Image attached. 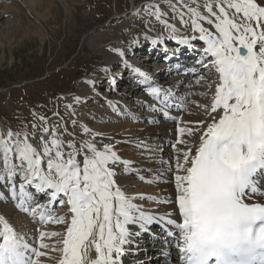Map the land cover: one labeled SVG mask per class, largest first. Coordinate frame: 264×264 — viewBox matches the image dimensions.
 Here are the masks:
<instances>
[{
	"label": "snow or ice",
	"instance_id": "snow-or-ice-1",
	"mask_svg": "<svg viewBox=\"0 0 264 264\" xmlns=\"http://www.w3.org/2000/svg\"><path fill=\"white\" fill-rule=\"evenodd\" d=\"M180 3L184 5L186 0ZM169 6L180 23L190 22L191 32L198 36L180 35L165 21V29L170 30L167 39L188 46L192 41L203 42L202 55L210 58L221 82L210 105L216 116L194 157L189 161V153H184V162L191 165L184 169L186 174L175 176V202L182 223L168 219L167 224H175L179 230L184 241L179 253L186 264H248L253 253H264V202H245L249 195L245 190L256 193V177L258 173L264 176V4L261 0H204L205 15L199 0H187L188 19L176 5ZM154 15L157 21L162 19L158 9ZM202 22L214 25L215 32ZM160 43L151 40L152 45ZM119 55L124 69L141 78V86L151 84L149 75L131 65L123 52ZM200 63L209 67L208 60ZM109 88H118L115 76ZM160 91L149 88L152 95ZM185 131L177 128L179 134ZM82 132L90 138L78 144L66 128L63 132L59 125L50 129L43 121L35 146L27 132L0 134V183L20 199L22 210L40 215L41 225H66L58 264H122L126 246L134 244V237L140 234L129 226L139 225L141 231H147L148 225L164 218L146 213L116 186L114 166L129 164L113 145L104 143L101 150L96 141L99 134L86 126ZM53 205L66 207L70 222L54 215ZM0 224V264H42L39 258L46 253L39 249L50 248L42 241L61 235L42 231L39 249L30 248L2 218Z\"/></svg>",
	"mask_w": 264,
	"mask_h": 264
},
{
	"label": "rangeland",
	"instance_id": "rangeland-1",
	"mask_svg": "<svg viewBox=\"0 0 264 264\" xmlns=\"http://www.w3.org/2000/svg\"><path fill=\"white\" fill-rule=\"evenodd\" d=\"M179 1L0 0V134L8 131L27 132L30 142L35 146V137H39L43 121L47 122L50 129L59 125L60 132H63L66 128L78 144L90 138L82 132L84 126L91 133L99 134L96 138L111 134L115 128L116 133L120 130L130 131L129 135H139L152 127L157 128L158 123L151 127L150 123L144 120L145 113L138 110L139 106L142 107L141 104L135 110L126 109V112L122 108L124 103H132L134 98H140L143 93L138 89L134 91L135 94L125 91L134 84V81L128 78L130 71H127V82L123 85L119 82L124 73L123 64L120 62L119 65L118 60L113 61L110 55L113 51L123 52L130 64L136 63L139 68L142 66V69H146L145 73L150 72V67H154L156 63L146 61L144 53L149 40H145L135 51L134 45H137L146 33L154 36L153 32L159 31L165 21L172 26L176 25L175 18L172 15L169 17L167 7L171 2L181 7ZM157 9L162 14L159 21L154 15ZM99 73H107L106 77L108 74L115 76L118 88H109L112 79L105 81V76H97ZM95 76L97 78L93 83ZM205 77L209 76L206 74ZM84 80L92 82V86L88 94L81 95L77 84ZM168 81L170 79L166 82ZM191 82L193 84V81ZM200 82L194 86L195 90L200 92L201 89H206L207 94H210L213 84L204 86L203 82ZM195 95L194 97L200 98L193 102L197 106L209 101L206 95ZM147 101L151 105V100ZM69 105L72 106L71 109L67 107ZM129 112L133 115L139 114L136 122H139L141 127L133 124ZM187 113L184 114L185 117H181L184 120L182 122L193 127L194 123L189 119L193 118L194 112L193 116L188 110ZM73 122H76L78 127H74ZM33 125L36 127L33 128ZM119 126L123 128L118 129ZM145 126L151 128L145 129ZM168 126L158 128L165 129ZM192 135L196 136V133ZM61 138L66 139L63 136ZM97 147L100 148L98 142ZM130 147L131 145L122 143L123 149ZM168 148L169 146L164 144L159 153L162 156L167 155ZM128 153L126 159L134 161L133 156L137 155L136 158L145 161L143 175H152L150 157L146 159L150 154L149 150L142 155L131 148ZM78 159L82 160V157ZM126 175L129 178L127 172L124 176ZM130 178L128 184L135 180ZM138 180L137 178L135 182ZM10 207L13 208L12 205ZM64 210L60 207L56 209L59 213ZM66 219H69V215ZM64 228L57 226L51 229L61 234L54 236L49 242L50 249L53 248L51 255L55 258L59 257V243Z\"/></svg>",
	"mask_w": 264,
	"mask_h": 264
},
{
	"label": "bare ground",
	"instance_id": "bare-ground-1",
	"mask_svg": "<svg viewBox=\"0 0 264 264\" xmlns=\"http://www.w3.org/2000/svg\"><path fill=\"white\" fill-rule=\"evenodd\" d=\"M261 2L262 4H264V0H261ZM173 3L175 2H171L170 4H173ZM186 3H187V0H186ZM186 3L184 5L180 3L181 7L179 6L178 7L176 6V7L178 10L183 12L185 19H188L189 14L187 13V10H186ZM199 3L201 5L200 10L202 14L206 15L207 14L206 10L203 8L204 0H199ZM169 5L167 7V13L169 17L172 15V17L175 18L176 25H174V27L177 29L178 33L180 35H193L194 34L198 36V33L191 32L190 22L188 25H184L180 23L179 16L173 12V9ZM192 6L195 7V5H192ZM202 26L208 28L209 31L215 32L214 25H208L206 22H202ZM158 30L159 31L157 32H153L154 36L153 35L150 36L151 34L149 33L144 34L142 38L139 40V42H137V45L133 44L134 51L138 50L139 49L138 47H140L145 40L150 41L152 39H159V40H164L165 42L169 41L167 37L170 33V30L165 29L164 26H161V29H158ZM193 42L194 44H198V43L204 44L203 42L199 40L192 41V43ZM172 43L175 44V41H173ZM182 46L183 45H180L178 47L181 50H183ZM236 46H238V43ZM256 50H258V47L257 49H254V51ZM127 55L128 54H126V56ZM110 57L112 60L113 59L116 61L118 60L117 63H119V65L123 59L119 55V53L114 52V51L112 55H110ZM124 58H125V55H124ZM208 60L210 62L209 64L212 66L210 58ZM131 65H133L134 67H138L136 63L131 64ZM198 66H201V65H198ZM140 69L143 72H145L146 70V69H142V66L140 67ZM188 71L193 73L195 71H198V67L197 66L189 67ZM204 72L207 73V71L205 70L199 71L196 75V78H199L200 81L203 82L204 86L213 84V88H211L212 92L209 89L211 92L210 94H207L206 89H201L200 92H197L195 88L193 87V85H196V82L193 81V84H192V82L188 80L189 77L181 76V77H178V79H176L175 81L174 80L172 81V83L176 85L183 83L182 86L183 85L188 86L187 92L184 93V97L186 96V100L185 98H182L186 102V104L183 106V109L185 110V112L181 115L178 114V118H179L178 121L169 123V124H160L161 117L160 115L157 114L158 110L155 108L156 111H153L152 108L154 107L144 104L141 108L139 106V109H138L139 112L140 113L149 112L147 114H144L146 116L145 117L146 119L144 120H148L151 123V127L153 126L154 123H158V125H156L157 128L150 127L151 128L150 129L149 127L145 126V129L148 128L150 130L142 134H139V135H129L131 133L130 131L127 132V131H122V130L117 132L118 133L117 134L116 133L117 129L115 128L113 129L111 134L109 133L107 134V136H101V137L96 138L97 142L100 144L101 150H102V145L104 143H111L113 145L114 150L117 151L118 156L122 160L127 161L129 164V166L127 167H125L124 165L114 166L115 171H116V176L114 177L116 186L119 187L121 191L127 197L132 199L133 203L139 205L146 213L152 214L158 218L159 217L164 218L160 222H153L152 224L148 225L147 231H141L139 228V225L129 226L130 230L132 231L133 230L135 231V228H138L139 231L137 230L136 232H139L140 234L134 237L135 243H137L136 245L134 243V244L126 246L128 248V251L125 253L124 257L122 258V264H179L178 251L174 249H170L168 254L166 255L165 252L162 250V248H160L158 244L159 241L157 237H162V235L155 236L152 234L150 236L148 235V232L149 231L155 232L157 228H161L162 225L165 223L166 226H168L171 230L174 231V239H176L174 241H177V242L181 241V239L179 238V232L177 231L178 229L175 227V224L173 225L167 224L168 219L174 220L177 224L182 223V217L179 214V206H178V203L175 202L178 196V191L176 189V184H175V176L186 174L184 172V169L187 167H190L191 165H190V162L189 163L184 162V159H183L184 153L185 152L189 153V161L194 157L196 150L199 147L200 140H201V137L203 136V133L207 130L208 124L213 122L212 118L216 116V113L211 112L210 105L214 102L215 90L221 82L219 73L216 71L214 66H212V72L210 74L213 76L214 79H216L215 81L206 78L205 74H202ZM150 73L149 74L146 73V74L152 78L151 82H153L154 78H156L157 76H160L158 74H161L163 79L161 78V76L160 78L162 80L166 79L164 75L161 73V69H156L155 72L153 73L150 72ZM98 75H100L101 78H103L102 76H105L106 74L99 73L97 74V76ZM125 75H127V71L124 69V73L122 77L120 78V82L123 83V85L127 82ZM132 77L136 79L135 74H133ZM93 78L94 79L92 81L94 83V80H96L95 78L97 77L95 76ZM107 79H112V75L108 74L107 77L105 76L104 80L106 81ZM121 79L123 80L121 81ZM197 84L199 85V83ZM200 85H201V82H200ZM77 86H78L79 94L86 95L91 89L90 87L92 86V82H87L86 80H84V81L79 82ZM137 89H139V87L130 86L128 90L125 89V91L128 93L135 94L134 91H136ZM194 94H196L195 96H199V97L206 95L209 97V101L203 102L199 106H197L196 104L193 103L194 100L197 98V97H194ZM143 99L147 100V98L144 96L143 98L142 97L136 98V99L134 98L132 103H127V104L124 103L122 105V108H124L125 112H126V109L128 108L135 110L137 109L139 104L143 103ZM197 99H200V98H197ZM189 107H192V108H189ZM187 110L188 112L192 114V116L194 112L193 118L189 119L190 122L194 123L192 125L193 127L188 126L187 125L188 123L186 124L182 122L184 120L181 119V117H183L184 114L187 113ZM217 111L222 114L223 110L218 109ZM129 114L130 116H132L130 119L133 120V124L140 126L139 122H136L137 118L139 117V114L133 115L130 112ZM158 126L159 127L168 126V127H166L165 129H159ZM178 127H183L186 129V131L183 134H179L177 132ZM122 128L123 126L118 127V129H122ZM193 133H196V136H193L192 135ZM122 143L131 145V147L127 149H123ZM164 144H167L169 148H168V151L166 152L167 155L162 156L159 152H161ZM134 146H137V147H134ZM171 146H172V149H171ZM140 147H143V148L140 149ZM131 148L133 149V151H138L142 155H145L146 153L144 152L146 150L147 151L149 150L150 154L146 156V159L150 157L149 158V161L151 162L150 166H153V168H151L153 169V172H152L153 177L152 175L151 176L143 175L142 170L145 169V161H140V158L138 157L136 158L137 155L133 156L134 161L125 158V156L129 154L128 152L131 151ZM133 166H135L136 168H132ZM125 172H127L131 177H133V178H130L129 176L130 179H133V180L135 179L134 182H132L131 184H128L129 178H128V175L124 176ZM144 173H146V171H144ZM137 178L139 180L138 182H135L137 181ZM259 188L260 189L264 188L262 182L259 183ZM141 196H143L144 199H139V197ZM149 197H151V199H149ZM15 199L16 198L13 197L9 188L5 187L3 183H0V218L6 221L9 224V226L13 228V231L18 236L23 237L24 240L29 244L30 248L39 249V243L41 242L39 234L42 231L43 232H54L51 229L57 226H61L62 228L65 227L63 229L62 238L64 235H66V225L65 224L45 223L41 225V223L37 221V217H39V214H37L34 217L35 220H33V224H31V220H32L31 218L25 220L24 218L25 216L23 215L22 209L21 208L17 209V207L19 206L18 203L21 204V201L19 198H18L19 202L15 201ZM250 199H251L250 201L254 203L264 202V197H255V198L251 197ZM41 202H43V198H41ZM10 204L14 207V209L13 208L11 209ZM59 207L62 209H65L64 212L62 213L57 212L56 209H58ZM53 211H54V215H57V216H64L66 218L67 215H69L68 220L70 222V213L68 209L64 207L63 205H57V207L56 205H53ZM2 228H3V225L0 224V230H2ZM62 238L60 241L61 243H59L60 249L63 248ZM149 238L152 239L153 242L152 241L151 243L146 242V240H150ZM51 239H53V237H45L42 242L51 245L49 243ZM52 249L50 248L49 249H39L40 251H44L46 253L45 256L39 258L42 261V264H53V262H55V264H58V260L62 257L63 254L61 251H59V257L55 258L54 256L51 255V253L53 252ZM92 256L93 258L95 257L94 249H93ZM33 259H35V257H33Z\"/></svg>",
	"mask_w": 264,
	"mask_h": 264
},
{
	"label": "water",
	"instance_id": "water-1",
	"mask_svg": "<svg viewBox=\"0 0 264 264\" xmlns=\"http://www.w3.org/2000/svg\"><path fill=\"white\" fill-rule=\"evenodd\" d=\"M241 54H246V50L245 49H241Z\"/></svg>",
	"mask_w": 264,
	"mask_h": 264
}]
</instances>
